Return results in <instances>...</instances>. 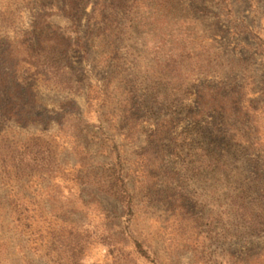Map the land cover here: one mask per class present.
Instances as JSON below:
<instances>
[{
  "label": "rangeland",
  "instance_id": "1",
  "mask_svg": "<svg viewBox=\"0 0 264 264\" xmlns=\"http://www.w3.org/2000/svg\"><path fill=\"white\" fill-rule=\"evenodd\" d=\"M96 5L0 0V80L18 69L38 115L2 123L0 147L36 137L53 156L0 179L24 225L0 216V264H264V0H123L95 21ZM42 19L65 53L7 60Z\"/></svg>",
  "mask_w": 264,
  "mask_h": 264
},
{
  "label": "trees",
  "instance_id": "2",
  "mask_svg": "<svg viewBox=\"0 0 264 264\" xmlns=\"http://www.w3.org/2000/svg\"><path fill=\"white\" fill-rule=\"evenodd\" d=\"M107 1H111L112 5H106L105 2ZM122 1L123 0H97V5L93 11V19L95 21L101 20L103 17L104 8H118L121 6ZM35 29L37 40L34 45H28L22 42H8L9 46L4 51V55L7 60L13 57L15 58L14 50L22 51L25 56H28V60L30 59L29 53L34 50L36 51L37 49L39 50V55L43 57L46 55H63V52L65 53V49H62L63 46H61L60 43L62 42V40H60L61 36L59 34L57 35L55 32L49 33V25L44 19H42V21L39 20V23L37 22ZM20 63L21 65L28 64L27 70H35L36 74H38L37 71L39 68H45V76H50V79L53 80L54 85L62 84V71L61 69L57 68L56 65H51V63L39 64L37 63V60L32 63L27 62L26 60H21ZM5 69V72L2 70L4 78L0 80L1 87L6 86L5 90L2 89V92H0V125L4 122H11L20 127H27L30 124H35L38 120V115H36V110L34 109V101L29 102L26 100V96H24L20 91L21 89L22 92L27 94L31 88H33L32 84L24 80L23 77L19 75V72H17L18 69L8 67ZM36 74L33 73L34 76H37ZM8 79H10V82ZM7 85H10L11 87H7ZM76 119L80 120L77 116ZM3 143L6 144V139L0 137V146ZM0 149H2V152H0V179L7 184L12 169H16V172L22 175L30 173L42 175L52 168V151L48 145L40 141L39 138L28 137L24 141L14 143L13 145H6V147H0ZM116 161L117 166L120 167L121 162L119 155H116ZM117 181L120 184L119 190L117 189L118 193L120 192V194L123 196L121 199L122 213L125 218V223L129 224L132 220V200L130 198V193L125 188L123 181L119 180V178ZM80 202L81 205L78 210L80 212L87 211L90 206L89 202L83 201L82 199H80ZM3 213L4 215L6 214L8 216L11 214L15 223H17L16 227L19 229L21 228L22 230L24 225L22 223L23 220L21 219L23 215L21 206L1 205L0 216H3ZM134 247L140 257L150 261L149 256L143 250L140 243L135 242Z\"/></svg>",
  "mask_w": 264,
  "mask_h": 264
}]
</instances>
